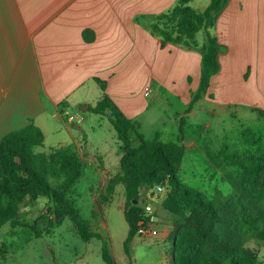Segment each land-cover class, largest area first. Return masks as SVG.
Returning <instances> with one entry per match:
<instances>
[{
  "label": "crops",
  "instance_id": "1",
  "mask_svg": "<svg viewBox=\"0 0 264 264\" xmlns=\"http://www.w3.org/2000/svg\"><path fill=\"white\" fill-rule=\"evenodd\" d=\"M177 1L0 0V140L30 122L43 131L45 139L51 127L60 131L70 106L86 104L85 111H89L101 101L104 94L97 79L106 83L105 94L139 124L145 138V127L156 126V120L163 117L156 102L169 107L171 99H178L188 106L200 87L201 53L172 44L162 49L141 23L168 11ZM208 6L205 3L199 11ZM216 35L222 46L221 70L193 105L191 118L264 119V0H230L217 21ZM96 86L101 90L97 103L93 101ZM146 87L152 90L149 97L144 94ZM173 114L179 119L183 116ZM205 128L208 131L211 124ZM164 136L165 131L155 129L146 139L159 137L168 143ZM73 140L75 150L81 148L87 162L83 151L87 142L80 145ZM132 142L138 144L135 135ZM181 144L185 151L197 148V141L182 139ZM120 147L121 143L119 160ZM100 161L103 174L113 177ZM145 202L153 204L158 216L160 234L152 241L171 239L174 216L162 203ZM12 225L8 223L0 233L7 235ZM259 245L264 249L263 242ZM257 250L259 264H264V253Z\"/></svg>",
  "mask_w": 264,
  "mask_h": 264
},
{
  "label": "trees",
  "instance_id": "2",
  "mask_svg": "<svg viewBox=\"0 0 264 264\" xmlns=\"http://www.w3.org/2000/svg\"><path fill=\"white\" fill-rule=\"evenodd\" d=\"M229 2L210 0L205 10L199 11L191 6L192 0H178L168 11L141 21L159 40L162 49L172 44L201 53L200 87L193 94L189 113L221 70L222 46L216 25ZM96 81L104 95L89 110L109 118L121 143L119 172L109 179L106 190L112 195L118 185L125 187L124 217L129 225L126 254L130 255V244L143 212L142 189L168 185L162 207L174 216L171 264H259V251L243 246L240 239L244 233L264 243V212L256 217L241 215L231 200L215 202L184 185L178 177L184 146L162 142L159 137L147 140L139 132V124L128 119L105 94L106 83ZM133 135L138 139L137 145H133ZM44 141L43 131L31 122L0 140V229L15 223L34 230L40 222L61 223L69 217L84 240H103V236L92 231L91 225L81 218L73 200L75 187L84 174V159L76 150L63 148L52 154L35 153V148L43 146ZM40 198L52 202L47 216H40L33 224L19 223L23 204L27 200L35 203ZM102 256L106 264H117L105 241Z\"/></svg>",
  "mask_w": 264,
  "mask_h": 264
},
{
  "label": "rangeland",
  "instance_id": "3",
  "mask_svg": "<svg viewBox=\"0 0 264 264\" xmlns=\"http://www.w3.org/2000/svg\"><path fill=\"white\" fill-rule=\"evenodd\" d=\"M205 3L210 4V0H193L191 6L199 10ZM200 38L204 39L203 32ZM95 90L96 98L93 101L97 103L101 90L99 86ZM85 105L70 106L64 114L67 123L60 126V131L51 127L43 146L36 147L35 153L52 154L62 148L73 151L76 143L74 137L80 145L84 140L87 142L83 151L88 161L75 187L73 200L81 218L91 225L92 231L100 233L103 240H84L69 217L61 223L40 222L34 230L13 223L7 235L0 233V264H106L102 256L104 241L117 264H166V260L172 259L173 233L171 239L166 241L143 240L135 236L130 244V255L126 254L129 225L124 217L127 202L125 187L118 185L110 195L106 188L111 177L103 174L101 168L104 167L102 163L99 164L103 160L110 175L119 172L120 141L109 118L85 111ZM171 105L164 107L160 101L156 102L163 117L156 120V126L145 127L144 134L150 139L155 129H162L166 142L181 144L182 139L197 141L195 150L185 151L179 180L212 201L231 200L234 206L242 210L241 215L256 217L264 212V119L201 115L194 120L187 112L189 105L184 106L178 99H171ZM175 112L183 116L179 119L178 115L173 114ZM78 116L80 121L68 123L69 117ZM173 117L179 124L172 120ZM76 124L80 129L75 128ZM206 124H211L208 131ZM207 143H210L209 147ZM76 151L81 156V148ZM142 191L141 205L149 200L160 206L165 197L162 194L156 198L155 188ZM238 192L240 197L237 196ZM51 206L52 202L46 198H40L35 203L27 200L18 221L33 224L40 216H47ZM240 242L243 246L261 249L264 253L259 241L252 235L243 233Z\"/></svg>",
  "mask_w": 264,
  "mask_h": 264
},
{
  "label": "built area",
  "instance_id": "4",
  "mask_svg": "<svg viewBox=\"0 0 264 264\" xmlns=\"http://www.w3.org/2000/svg\"><path fill=\"white\" fill-rule=\"evenodd\" d=\"M151 88H145V96L149 97L151 95ZM80 121V117H69L68 121L73 124L77 121ZM169 191L168 185H159L155 188L154 196L157 198L162 194H167ZM142 215L137 223L136 236H139L143 240L155 239L159 236L160 231L157 226L158 216L155 211V208L151 202H145L142 204Z\"/></svg>",
  "mask_w": 264,
  "mask_h": 264
},
{
  "label": "water",
  "instance_id": "5",
  "mask_svg": "<svg viewBox=\"0 0 264 264\" xmlns=\"http://www.w3.org/2000/svg\"><path fill=\"white\" fill-rule=\"evenodd\" d=\"M85 109V108H84ZM136 204H137V202H136Z\"/></svg>",
  "mask_w": 264,
  "mask_h": 264
}]
</instances>
